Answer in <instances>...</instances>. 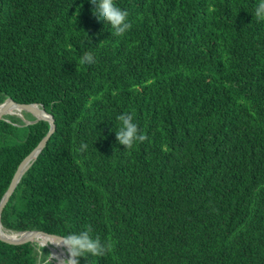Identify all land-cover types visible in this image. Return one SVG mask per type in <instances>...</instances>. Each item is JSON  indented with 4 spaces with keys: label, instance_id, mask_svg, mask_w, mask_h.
Returning a JSON list of instances; mask_svg holds the SVG:
<instances>
[{
    "label": "trees",
    "instance_id": "obj_1",
    "mask_svg": "<svg viewBox=\"0 0 264 264\" xmlns=\"http://www.w3.org/2000/svg\"><path fill=\"white\" fill-rule=\"evenodd\" d=\"M115 3L132 24L119 37L89 0H0V106H43L56 125L3 230L91 225L112 250L80 264H264L260 0ZM125 112L148 138L131 150L115 135ZM50 129L25 111L0 120V203ZM56 263L0 240V264Z\"/></svg>",
    "mask_w": 264,
    "mask_h": 264
},
{
    "label": "clouds",
    "instance_id": "obj_2",
    "mask_svg": "<svg viewBox=\"0 0 264 264\" xmlns=\"http://www.w3.org/2000/svg\"><path fill=\"white\" fill-rule=\"evenodd\" d=\"M89 3L93 6L92 14L99 22L111 25L116 36H123L131 29L132 24L128 20V12L121 10L115 0H89ZM255 15L258 19L264 20V0H260L255 9ZM79 62L91 65L95 63V59L92 53L86 52ZM117 120L120 126L115 132L116 140L124 146L125 150H131L148 139L146 134L140 131L138 124L134 122L132 114L122 113L118 115ZM87 148L86 143H81L79 151H86ZM92 231V226L88 225L84 231L62 238V246L68 255V264H80L81 258L86 260L88 256L103 257L111 252V243L102 242L99 236L92 235Z\"/></svg>",
    "mask_w": 264,
    "mask_h": 264
},
{
    "label": "water",
    "instance_id": "obj_3",
    "mask_svg": "<svg viewBox=\"0 0 264 264\" xmlns=\"http://www.w3.org/2000/svg\"><path fill=\"white\" fill-rule=\"evenodd\" d=\"M13 108L17 109L19 114H17V113L12 114L11 109H13ZM23 111L31 113L33 116H35L37 121H41V120L48 121L51 124V129H50V132L48 133V135L40 142L38 147L22 162V164L18 168V171L16 172V174L12 180L10 188L8 189L7 193L4 195V197L0 203V227L1 228H2L1 216H2L4 208L6 207V205L10 201V198L14 194L21 178L28 171V169L32 166V164L37 159V157L40 155V153L44 150L49 139L51 138L52 134L54 133V131L56 129L55 120H54L53 116L49 115L47 113V111L43 108V106L39 107L37 105H22V104L16 103L12 99L7 100L3 105L0 106V120L5 115L22 116ZM39 113H42L43 115L40 116ZM20 234H27L29 236L27 238H21L19 240H9V239H6L0 235V240L7 243V244L15 245V246L24 245V244H28L31 242H37L40 246L50 247L49 244H47V242L43 243L40 241H36L35 238H37L38 236H46L48 238H52V239H55V240H58L61 242H62V238H63L60 236H55V235H51V234H48L45 232H38V231L13 234V236H17ZM51 243H52V247L50 249L52 251V257L55 258V260L57 261L58 264H66V262H68L67 251L64 248H57L53 242H51Z\"/></svg>",
    "mask_w": 264,
    "mask_h": 264
},
{
    "label": "bare ground",
    "instance_id": "obj_4",
    "mask_svg": "<svg viewBox=\"0 0 264 264\" xmlns=\"http://www.w3.org/2000/svg\"><path fill=\"white\" fill-rule=\"evenodd\" d=\"M18 110L17 109H11V113L14 114V113H17ZM38 113V112H37ZM40 116H42L43 114L42 113H39ZM16 116V115H15ZM0 235L6 239H9V240H19L21 238H27L29 235L27 234H20V235H17V236H13L11 234H8L7 232H5L3 230V228L0 227ZM36 241H40V242H43V243H46V242H53L54 245L57 247V248H64L62 246V242L61 241H58V240H55V239H52V238H48L46 236H38L37 238H35Z\"/></svg>",
    "mask_w": 264,
    "mask_h": 264
},
{
    "label": "rangeland",
    "instance_id": "obj_5",
    "mask_svg": "<svg viewBox=\"0 0 264 264\" xmlns=\"http://www.w3.org/2000/svg\"><path fill=\"white\" fill-rule=\"evenodd\" d=\"M17 114H19V112H17ZM11 235H13V234H11ZM47 244H49L50 248L52 247V243L51 242H47ZM66 264H68V262H66Z\"/></svg>",
    "mask_w": 264,
    "mask_h": 264
}]
</instances>
